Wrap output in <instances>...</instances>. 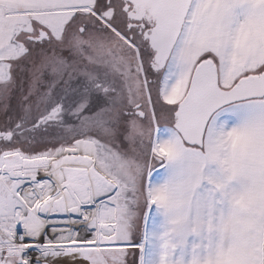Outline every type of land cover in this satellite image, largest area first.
<instances>
[{"label":"snow or ice","instance_id":"obj_1","mask_svg":"<svg viewBox=\"0 0 264 264\" xmlns=\"http://www.w3.org/2000/svg\"><path fill=\"white\" fill-rule=\"evenodd\" d=\"M0 264H264V0H0Z\"/></svg>","mask_w":264,"mask_h":264}]
</instances>
